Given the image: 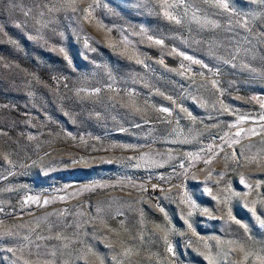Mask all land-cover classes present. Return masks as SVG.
<instances>
[{"label":"rangeland","instance_id":"obj_1","mask_svg":"<svg viewBox=\"0 0 264 264\" xmlns=\"http://www.w3.org/2000/svg\"><path fill=\"white\" fill-rule=\"evenodd\" d=\"M169 2L181 23L159 0H0V264H117L121 242L123 264L264 249V0Z\"/></svg>","mask_w":264,"mask_h":264},{"label":"snow or ice","instance_id":"obj_2","mask_svg":"<svg viewBox=\"0 0 264 264\" xmlns=\"http://www.w3.org/2000/svg\"><path fill=\"white\" fill-rule=\"evenodd\" d=\"M160 3V7L163 9V14L166 18H168L171 21H174L175 23L179 24L181 23V20L177 18V16L172 14V9H174L177 5L176 3H170L169 0H159ZM217 6L220 8H223L225 10L228 9V4L224 2V0H218ZM73 10L75 11L76 9L73 8ZM80 11L82 12H87V9H80ZM25 15H27V13H25ZM90 15V13H89ZM89 15H85L84 19L88 20L89 19ZM109 31H111L109 29ZM152 37H149V40H151ZM156 44H163V40H156L155 41ZM85 46L87 47V41L85 42ZM59 51L61 53L64 52L63 48H60ZM181 55H183V53H181ZM134 58V57H130ZM186 59L191 60V57H185ZM65 59H68L67 56H65ZM136 62L137 63H143V61L139 60L138 58H136ZM163 61H161L162 63ZM195 63H200V61H195ZM69 64H71V61L69 60ZM205 67H207L205 65ZM213 86L216 85V81H212ZM100 89H96L95 92H99ZM169 99H171L169 97ZM222 108L227 111V106L225 105H221ZM261 107L264 108V104H261ZM139 111V109H137ZM161 112L164 113H169V109L168 108H162L160 109ZM181 111H186V109H181ZM189 116H191V113H189ZM261 120H264V116L261 117ZM261 131H264V126H262ZM249 132L252 135H256L257 134V130L256 129H249ZM240 132L236 133V136L239 137L240 136ZM32 137H29V139H31ZM239 141H235V143H238ZM211 151V150H210ZM214 158V157H213ZM4 159H7V157L5 156ZM233 159H238V157H236L235 152L233 153ZM205 164H210L211 163V158L208 160L204 161ZM212 172L208 173V176L211 177ZM219 176L223 177L224 173L220 172L218 173ZM241 183H245V180L243 177H241ZM249 189H251L253 186L252 185H246ZM155 187V186H154ZM256 188L260 187V184L258 183L256 186ZM203 191L205 193H207L209 196H212V189L205 187L203 189ZM250 194V193H249ZM232 196L237 195L236 193H232ZM29 199H32L31 197ZM213 199H219L218 196H213ZM230 199V197H225L224 201H222V203L227 204L228 200ZM182 203L189 205L190 208H195L196 204L195 202L191 199V197H189L187 195V193L184 194V196L182 197L181 200ZM44 203H48V201H44ZM256 201H252V204L255 205ZM247 207V204L245 205ZM161 212H164L163 208H160ZM251 213L253 216H255L256 220L259 222L261 227H264V213L261 214H257V209L255 208V206H253L250 209ZM205 213H208V209H204ZM192 216V212L189 211L187 213V216L185 217V223L187 224L188 229L191 231L193 236H196L197 233L195 231V229L193 228L191 222H189L190 217ZM215 219V217H212ZM220 219H224V217H220ZM226 222H231L234 223L236 225L239 226L240 229H243V233L247 234L249 231L248 225L243 223L241 220L237 219L231 212V209L228 210L227 213V221ZM4 235H13V233L11 232H5L3 233ZM60 237L58 236L57 239H59ZM163 239L165 241V243L167 244V252L169 254H171L172 257H175L176 253L174 251V248L171 244V242L169 241V237H168V231H164L163 234ZM203 239V238H201ZM191 243V240L189 241ZM222 242L219 241V239L217 238V246H219ZM228 244L231 245H237V247L235 248H229L226 251H224L223 253H217V256H212L211 254L207 255L205 258L209 261V264H223V262L225 260H228L229 257H234L237 253V251H239V253L242 254V258H240L239 260H230L229 264H264V249H261L260 251H255L252 249H248L246 247V245L244 243H241L239 241H228ZM204 245L207 248L208 244L206 241H204ZM109 247H113V245H109ZM8 251H13L12 249H8ZM119 255L123 258V259H128L129 261L131 260V257L133 255V250L131 248L128 247H124L123 246V242H121V252L119 253ZM114 260H116V257H113ZM123 259L118 260L117 264H123ZM25 264H27V262H25ZM45 264H49L48 261H45ZM100 264H104L103 260H101Z\"/></svg>","mask_w":264,"mask_h":264}]
</instances>
